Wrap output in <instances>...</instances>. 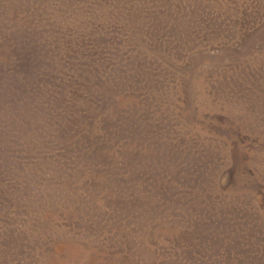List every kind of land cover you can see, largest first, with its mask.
Returning a JSON list of instances; mask_svg holds the SVG:
<instances>
[{"label":"rangeland","instance_id":"1","mask_svg":"<svg viewBox=\"0 0 264 264\" xmlns=\"http://www.w3.org/2000/svg\"><path fill=\"white\" fill-rule=\"evenodd\" d=\"M0 264H264V0H0Z\"/></svg>","mask_w":264,"mask_h":264}]
</instances>
